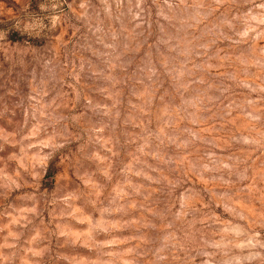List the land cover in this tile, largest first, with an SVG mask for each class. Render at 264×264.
Masks as SVG:
<instances>
[{
    "label": "rangeland",
    "instance_id": "rangeland-1",
    "mask_svg": "<svg viewBox=\"0 0 264 264\" xmlns=\"http://www.w3.org/2000/svg\"><path fill=\"white\" fill-rule=\"evenodd\" d=\"M262 4L0 0V264H264Z\"/></svg>",
    "mask_w": 264,
    "mask_h": 264
},
{
    "label": "clouds",
    "instance_id": "clouds-1",
    "mask_svg": "<svg viewBox=\"0 0 264 264\" xmlns=\"http://www.w3.org/2000/svg\"><path fill=\"white\" fill-rule=\"evenodd\" d=\"M260 8L262 10V13H264V4L260 5ZM138 175L143 176L145 180H151V179H153V177L152 176H149L146 172L138 173Z\"/></svg>",
    "mask_w": 264,
    "mask_h": 264
}]
</instances>
